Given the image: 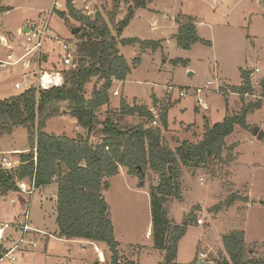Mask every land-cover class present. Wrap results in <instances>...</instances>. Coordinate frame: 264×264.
Wrapping results in <instances>:
<instances>
[{"label": "rangeland", "instance_id": "1", "mask_svg": "<svg viewBox=\"0 0 264 264\" xmlns=\"http://www.w3.org/2000/svg\"><path fill=\"white\" fill-rule=\"evenodd\" d=\"M67 2L0 0V8L10 7L8 11H0V59H7L11 52L17 59L25 53L24 26L28 23L41 26L47 22L51 32L69 46L64 51L55 41H46L40 55L31 53L15 64L0 68V99L23 92L27 83L43 88L44 78L63 76L65 70L75 67L77 56L73 48L80 42L78 34L86 25L79 17L69 14ZM132 3V0H72L79 15L93 18L101 13L109 21V15L115 11L117 21L123 19ZM58 9L65 11L68 19L60 16ZM184 16L196 19L198 34L211 44L196 42L188 49L178 44L176 34L180 22L186 19ZM109 25L115 34V25L111 22ZM71 26L81 27L80 32L73 34ZM122 37L154 40L159 44L144 50L139 43L119 44V51L127 58L131 71L125 81H113L110 102L97 111L100 120L113 116L127 129L140 124L161 127L160 116L166 112L165 144L175 149L186 140L200 141L207 123L223 122L225 117L241 113L244 104L261 99L264 0H154L145 9L136 10ZM45 53L49 54L47 58ZM137 57L141 58L139 63L135 61ZM256 68H260L259 73L255 72ZM243 70L251 72L253 89L244 95L233 89L244 83ZM16 83L22 87L16 88ZM103 83V79L92 78L86 85L85 96L90 98L94 87L99 88ZM197 88L204 89L200 95ZM185 90L188 94L180 97L179 93ZM200 97L209 109L199 106ZM122 99L129 105L136 103L152 110L157 117L148 120L139 113H122ZM262 100L261 108L247 117L249 127L237 126L226 138L221 159L212 156L198 167L179 166L180 197H169L166 210L171 221L182 224L189 216L191 225L179 242L173 264L228 257L223 237L234 230L244 232L248 255L264 260V141L253 135L256 127L264 130ZM58 107L60 114L49 119L46 130L71 138L86 136L84 129L81 133L76 129V119L70 115L67 103H60ZM154 119L157 124L153 123ZM93 140L97 143L100 138L93 137ZM0 148L5 151L0 154L2 157L19 160L20 153L8 151L15 148L30 151L28 129L20 126L2 136ZM142 170L143 177L121 167L110 178L104 197L124 264H165L166 252L156 247L158 240L152 221L151 193L159 174L152 169ZM54 190L55 184L37 189L32 195L18 190L20 193L10 195V192V196L2 197L0 225L14 223L15 215H20L16 218L19 221L29 211L31 225H46L48 235L38 236L35 248L22 246L15 251L16 261L5 259L0 264H112V252L105 243L59 237L56 216L52 214ZM199 218L202 224H198ZM9 230L14 232V241H18L20 231L11 227ZM29 237L33 239L34 234ZM12 241L9 237L4 248ZM97 249L104 253L103 261Z\"/></svg>", "mask_w": 264, "mask_h": 264}, {"label": "trees", "instance_id": "2", "mask_svg": "<svg viewBox=\"0 0 264 264\" xmlns=\"http://www.w3.org/2000/svg\"><path fill=\"white\" fill-rule=\"evenodd\" d=\"M67 1L69 14L79 17L86 25L78 34L80 42L73 48L77 56L75 67L63 72L62 83L58 86L40 88L32 84L19 94L0 99V138L24 126L28 129L30 143V151L20 155L22 163L15 169H3L0 163V199L18 191L17 180L30 181L35 177L36 188L57 182L59 237L105 243L112 252L111 263L124 264L104 192L110 187V178L117 175L121 167L137 173H141L140 166L144 170L152 169L159 174V181L151 193L154 235L158 240L156 247L166 252L165 264H173L179 242L191 225L189 216L182 224L171 221L166 210L169 197H180L178 168L180 165L198 167L212 156L222 158L226 138L237 126L248 128V115L261 108L264 77L260 101L244 104L241 113L227 116L223 122L207 123L200 141L186 140L173 149L165 144L166 112L160 116L161 127L140 124L129 129L124 128L116 117L107 116L100 120L97 113L101 106L110 102L109 90L113 81H125L131 71L130 63L119 51V44L139 43L143 50L159 44L134 37L119 39L134 19L136 10L145 9L154 0H132L120 21H117V11L109 15L110 21L101 13L93 18L79 15L72 0ZM1 10L8 8L1 7ZM58 12L68 19L65 11ZM184 17L186 19L180 22L176 34L178 44L187 49L196 42L211 44L198 34L196 19ZM109 22L115 25V34ZM135 61L139 63L141 58L137 57ZM179 61L175 60L176 63ZM250 75L249 70L242 71L245 81L241 87L233 88L235 92L244 95L253 91ZM94 77L103 79L104 83L99 88L94 87L92 96L87 98L85 88ZM60 103H67L70 115L86 131V136L81 134L71 138L46 130L49 119L60 114ZM120 110L127 115L139 113L148 120L155 116L152 110L136 103L129 105L125 99L121 100ZM93 137H99L100 141L94 142ZM1 158L0 155V161ZM223 238L228 257L215 259L212 264H264V260L248 255L243 231H231ZM2 253L0 245V256ZM198 262L196 259L189 264Z\"/></svg>", "mask_w": 264, "mask_h": 264}, {"label": "built area", "instance_id": "3", "mask_svg": "<svg viewBox=\"0 0 264 264\" xmlns=\"http://www.w3.org/2000/svg\"><path fill=\"white\" fill-rule=\"evenodd\" d=\"M83 1H86V0H83ZM28 28L29 30L25 34V38H26V45L24 48L25 53L18 59L15 57L16 55L12 53L8 54L7 59L5 60L0 59V68H4L9 64H15L31 53H34V54L37 53L40 55V52L42 51L43 46L46 41H55L57 44L61 45L64 51L67 50L69 47L68 43H66L65 40H63L57 35H54L51 32V29L47 22L41 26L28 25ZM255 70H256L255 71L256 73H259L260 68H256ZM51 76H54V75H51ZM44 79H43V86H44ZM211 83L212 81L209 80L208 85H210ZM27 86L28 84L26 85V87ZM15 87L20 89L22 87V84L16 83ZM196 90H197V95H200L204 89L197 88ZM187 94H188L187 90L181 91L179 93L180 97H185V95ZM198 104L203 109H209L207 102L201 97L198 100ZM155 117H157V115H155ZM153 123L157 124V120L154 119ZM34 151L36 152V148L34 149ZM36 154L37 153H35V156H34L35 162L37 161ZM0 163L3 169L12 170V169H15L17 166H19L22 162L20 160H13L8 156H5V157L3 156ZM16 184H17V187L19 188L18 190L28 195L34 194V192L37 190L35 177H33L30 181L17 180ZM197 220H198V224L203 223L202 219L199 218ZM9 227H14L18 231H20L21 234H20L19 240L15 241L9 249H7L5 252L2 253V255L0 256V263L3 262L5 259H9L12 262L16 261V256L14 255V253L22 246H24L25 248H28V247L35 248L37 246V241L29 237L30 233L32 232L43 233L44 232L42 230L32 227L29 211H27V213L24 215V218L17 221L16 223H5L4 225H2L0 227V239L4 237L5 229ZM97 251L99 254V259L103 261L104 259L103 252L99 251V249H97Z\"/></svg>", "mask_w": 264, "mask_h": 264}, {"label": "crops", "instance_id": "4", "mask_svg": "<svg viewBox=\"0 0 264 264\" xmlns=\"http://www.w3.org/2000/svg\"><path fill=\"white\" fill-rule=\"evenodd\" d=\"M215 1H217V0H215ZM6 8H10V7H6ZM8 11V10H7ZM58 11H63V10H60V9H58ZM28 25H30V23H28ZM28 25H26V26H24V34H26L27 32H28V30H29V28H28ZM124 33V32H123ZM123 38V37H122ZM12 54H14V52H11ZM46 54V58L48 57V55L49 54H47V53H45ZM15 55V54H14ZM24 65L25 66H27L28 65V61L27 62H25L24 63ZM121 82H123V81H121ZM28 84V83H27ZM26 84V85H27ZM16 85V84H15ZM29 85V84H28ZM76 129L78 130V132L79 133H81L82 132V128L81 127H79L78 125H76ZM81 129V130H80ZM58 135H60V134H58ZM62 135V134H61ZM28 150L27 149H17V148H15V149H13V150H9L8 152H13V153H20V155L22 154V153H26ZM5 151H3L1 148H0V154H2V153H4ZM53 184H55L56 185V190H54V194H53V197H52V202H53V206H52V208L54 209V211L52 212V214H54L55 216H56V223H57V194H58V183L57 182H53V183H51V184H49V185H44V186H41V187H39V188H37V189H41L42 187H47V186H51V185H53ZM15 193H20L19 191H17V192H11L10 193V195H13V194H15ZM10 195H8V196H10ZM0 200H2V198L0 199ZM45 213H46V211H45ZM51 214V215H52ZM44 215H46V214H44ZM19 217H20V215H18ZM17 215H15V221H14V223H16L17 222V217H18ZM6 223V222H5ZM5 223H1L2 225H4ZM2 225H0V227L2 226ZM46 226V225H45ZM45 226H43V225H41V226H36V225H34V226H32V227H34V228H36V229H39V230H42V231H44L43 233H35V232H32L33 234H34V238L33 239H36L38 236H40V235H48L47 234V228L48 227H45ZM10 228V227H9ZM9 228H6L5 229V233H4V237L2 238V239H0V245H1V247H2V250H3V252L4 251H6L7 249H9L11 246H12V243L13 242H15L14 241V232L12 231H10L9 230ZM14 231H18L17 229H15L14 227H11ZM56 232L58 233V235H59V227H58V224H57V230H56ZM32 233H30V234H32ZM13 238V241L10 243L9 242V246H7V247H5L4 248V243H5V241H7V239L8 238ZM4 249H6V250H4ZM211 263H213V261H210Z\"/></svg>", "mask_w": 264, "mask_h": 264}, {"label": "water", "instance_id": "5", "mask_svg": "<svg viewBox=\"0 0 264 264\" xmlns=\"http://www.w3.org/2000/svg\"><path fill=\"white\" fill-rule=\"evenodd\" d=\"M176 21H178V18L176 19ZM71 32L73 34H78L81 30V27L79 26H71ZM46 58V57H45ZM190 75H193V73H190ZM62 83V78L60 75H54V76H50L44 79V87L45 88H50L53 86H58ZM253 135L258 139V140H263L264 141V130L260 127H256L253 130ZM141 170V174L144 175V172L141 168V166L139 167ZM198 264H212L210 261L206 262L203 261L202 259H199Z\"/></svg>", "mask_w": 264, "mask_h": 264}, {"label": "bare ground", "instance_id": "6", "mask_svg": "<svg viewBox=\"0 0 264 264\" xmlns=\"http://www.w3.org/2000/svg\"><path fill=\"white\" fill-rule=\"evenodd\" d=\"M103 257H104V253H103Z\"/></svg>", "mask_w": 264, "mask_h": 264}]
</instances>
